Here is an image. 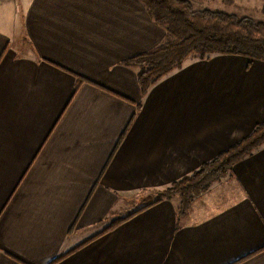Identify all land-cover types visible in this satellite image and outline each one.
Masks as SVG:
<instances>
[{
	"label": "crops",
	"instance_id": "0c3cea01",
	"mask_svg": "<svg viewBox=\"0 0 264 264\" xmlns=\"http://www.w3.org/2000/svg\"><path fill=\"white\" fill-rule=\"evenodd\" d=\"M227 1L203 0L264 19ZM165 38L141 0L0 16V264H264V144L184 215L152 204L264 122V61L189 58L143 95L124 63Z\"/></svg>",
	"mask_w": 264,
	"mask_h": 264
},
{
	"label": "trees",
	"instance_id": "16d2710c",
	"mask_svg": "<svg viewBox=\"0 0 264 264\" xmlns=\"http://www.w3.org/2000/svg\"><path fill=\"white\" fill-rule=\"evenodd\" d=\"M154 21L166 30V38L155 49L125 61L138 69L143 95L163 77L182 67L189 58L211 55H242L264 61V21L220 10H195L190 0H141ZM264 144V122L235 145L205 162L191 175L174 182L152 203L179 196V214L184 215L195 199L215 182L232 176L233 167ZM137 211L117 218L104 230L120 225Z\"/></svg>",
	"mask_w": 264,
	"mask_h": 264
},
{
	"label": "rangeland",
	"instance_id": "374dc122",
	"mask_svg": "<svg viewBox=\"0 0 264 264\" xmlns=\"http://www.w3.org/2000/svg\"><path fill=\"white\" fill-rule=\"evenodd\" d=\"M190 1L192 2L193 8L195 10H199V11L206 10L205 6H204L205 3L203 2V0H190ZM25 2H26V0H0V4L2 3V4L6 5V7L3 10L0 9V11H1L0 16H9V8L12 9V7H14L16 9V11H18V12L20 11V13H21L22 9H23V5L25 4ZM227 3L230 4V0L227 1ZM9 5H11L12 7ZM213 9H215V8H213ZM259 15L260 16L262 15L261 12ZM255 20H257V19H255ZM257 21H264V19L257 20ZM196 59H198V58H196ZM162 192L158 193V195L161 194ZM157 198H158V196H157ZM144 200H146V199H144Z\"/></svg>",
	"mask_w": 264,
	"mask_h": 264
}]
</instances>
